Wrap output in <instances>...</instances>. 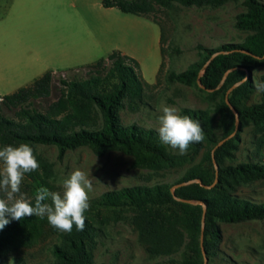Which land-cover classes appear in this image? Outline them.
Returning a JSON list of instances; mask_svg holds the SVG:
<instances>
[{"label": "trees", "instance_id": "1", "mask_svg": "<svg viewBox=\"0 0 264 264\" xmlns=\"http://www.w3.org/2000/svg\"><path fill=\"white\" fill-rule=\"evenodd\" d=\"M230 0H101L104 7H116L123 13L148 17L156 7L171 8L178 3L185 7H218ZM236 1V0H233ZM244 10L235 16L234 26L252 31L242 41L225 43L215 48L196 45L200 59L190 63L180 72H169V82L195 84L199 82L213 92L219 91L223 80L220 119L216 125L221 136L218 138L212 118L206 109L181 107L179 112L199 121L206 142L213 147L219 140L235 129V116L225 102L227 89L245 77L248 67L264 58V3L259 0H241ZM162 52V48H161ZM208 64L205 62L211 57ZM108 63V64H107ZM138 62L119 50H113L105 58H99L83 69L87 77L75 74L45 71L28 86L12 93L0 95V146L27 143L33 148L39 168L44 177L52 173V164L37 150L39 145H51L61 157L66 150L89 148L97 156L109 150L131 154L133 167H147L154 171L170 165L171 155L155 129L136 123L123 124L119 112L125 103L137 110L142 103V92L147 84L138 74ZM161 67V64H160ZM160 69V68H159ZM159 71V70H158ZM200 74V75H199ZM54 77L60 83L57 99L43 108L33 106L37 99L50 95ZM227 85V87L225 86ZM246 78L236 85L228 101L236 109L241 121H255L257 131L264 137V91L259 101L240 108L235 107L236 95L246 90ZM221 89V88H220ZM3 108L13 111L5 115ZM233 137L226 139L214 149V158L229 151ZM201 141L190 143L188 149L196 151ZM212 147V148H213ZM210 148L206 157L211 160ZM199 178L204 185H211L214 169L192 168L173 183L135 184L106 191L89 201V207L131 213V224L146 251L151 254H168L182 247L179 259L170 256L154 264H202L200 248L202 206L179 201L175 198L196 200L205 204L202 245L206 254H213L221 240L220 223H237L247 220H264V199L254 200L237 194V189L264 179V156L246 157L234 164L219 165L217 182L210 187L197 182L177 186L175 184ZM84 228L63 232L59 243L52 248L54 264H95L93 250L96 246V229L91 217L85 212ZM42 220L38 216H25L12 220L0 230V264L8 249L32 244L42 233ZM235 264V263H228Z\"/></svg>", "mask_w": 264, "mask_h": 264}, {"label": "rangeland", "instance_id": "2", "mask_svg": "<svg viewBox=\"0 0 264 264\" xmlns=\"http://www.w3.org/2000/svg\"><path fill=\"white\" fill-rule=\"evenodd\" d=\"M67 1L0 0V30L3 28L9 32L7 50H4V39L0 42V95L30 85L50 66L48 70L57 74L62 73L63 77H66L64 74L71 75L75 72L76 77L89 75L87 69L83 68L99 58H93L94 60L88 63L77 64L72 68L56 67L52 58H31L37 52H43V47L50 42L63 36L66 26L59 16L67 9ZM240 1L230 0L218 7H185L175 3L171 8L156 7L148 17L125 14L132 20L133 30L128 34L122 33L120 41L134 48L133 51L137 56L134 59L139 65L138 74L151 85L144 87L142 103L137 110H131L125 103L124 108L119 112L121 123H136L156 130L159 110L166 103L178 110L181 107L206 109L212 118L217 137L221 136L216 125L220 119L224 82L219 86L218 92H213L195 84L169 82L166 76L169 72H180L190 63L200 59L196 45L215 48L225 43L240 42L246 35L252 33L234 26L236 14L244 10ZM259 1L264 3V0ZM160 32L161 56L157 51L153 55L152 47L156 45V38ZM18 59L27 60L31 68L26 72V69L17 68L13 81L8 84L4 81V77H7L4 75V67L6 64L9 65L6 68L8 75H13L9 70L10 64L19 61ZM160 61L161 67L157 74ZM246 78L249 80V86L236 95L237 108L259 101L264 91V58L248 67ZM231 91L232 89L228 92L227 98ZM59 93L60 83L58 78L54 77L50 95L35 100L33 106L43 108L57 99ZM3 113L13 115V111L5 108ZM234 116L237 126L232 135L233 141L229 151L222 154L221 160L213 157L217 169L219 165L234 164L246 160V157L264 156V137L262 138L257 131L255 121H241L237 114ZM212 147L205 140H201V147L198 150L193 152L187 148L181 154L177 149L166 145L172 163L154 171L147 167H133L131 165L133 156L117 150H109L104 155L97 156L89 148L80 147L66 150L61 157H58L54 146L39 145L37 150L52 164V173L49 177H44L38 167L35 171L24 174L21 192L26 198L34 200L35 191L41 186L51 191H60L62 179L77 168L88 174L91 180L92 190L88 192L89 201L103 192L125 186L171 184L192 168L213 170V160H208L206 157L207 151ZM237 194L254 200H263L264 179L239 187ZM2 196L3 193L0 192V197ZM86 214L91 217L96 229V246L93 250L95 264H154L166 260L169 256L179 259L182 255V247L175 249L170 255L151 254L146 251L145 244L139 240L131 224L130 212L122 210L118 213V210H108L104 207L99 209L89 207ZM40 219L43 221V231L40 236L28 246L8 249L3 264H54L52 248L59 243L63 232L54 229L47 222L46 217ZM219 227L221 240L213 254L205 253L206 264H264V220L220 223Z\"/></svg>", "mask_w": 264, "mask_h": 264}, {"label": "clouds", "instance_id": "3", "mask_svg": "<svg viewBox=\"0 0 264 264\" xmlns=\"http://www.w3.org/2000/svg\"><path fill=\"white\" fill-rule=\"evenodd\" d=\"M157 117L156 132L163 144L177 149L183 154L190 143L204 139L199 121L168 104H163ZM0 230L12 220H21L25 216H38L62 232H71L73 225L77 231L84 228L85 212L89 209L88 192L92 183L84 171L73 169L60 182V191H51L39 187L34 200L26 198L21 192L24 174L35 171L38 161L33 148L27 143L0 146ZM50 201V203L48 202Z\"/></svg>", "mask_w": 264, "mask_h": 264}, {"label": "crops", "instance_id": "4", "mask_svg": "<svg viewBox=\"0 0 264 264\" xmlns=\"http://www.w3.org/2000/svg\"><path fill=\"white\" fill-rule=\"evenodd\" d=\"M100 1L101 0H68L66 2L67 9L62 11L59 16L61 20L65 22L66 26L63 36L50 42L47 46L43 47V52H37L36 55L31 58H52V62L55 66L60 68H72L77 64L88 63L94 60L93 58L106 57L113 50H119L123 54L132 58H137L133 51L134 48L129 45L126 46L120 41L122 33L127 32L128 34L133 30V27H131L132 20L125 16V14L128 13L122 14L123 12L116 7H104ZM90 12L91 15H89ZM3 30V28L0 30V42L4 39V50H7L9 32L8 30ZM160 37L161 32L156 38V45L154 44L152 47L153 55H155V51H157L161 56ZM18 60L19 61L16 60L10 64L9 70L13 75H8L6 68L9 65L6 64L4 67V75L7 76L4 77V81L8 84L13 81L17 73V68L26 69L25 72L31 68L27 60V62L25 60ZM44 63H46V61ZM160 64L157 69V74ZM49 68H47L46 71H48ZM147 84L151 85L150 83Z\"/></svg>", "mask_w": 264, "mask_h": 264}, {"label": "water", "instance_id": "5", "mask_svg": "<svg viewBox=\"0 0 264 264\" xmlns=\"http://www.w3.org/2000/svg\"><path fill=\"white\" fill-rule=\"evenodd\" d=\"M214 55H215V53L212 54L211 57L205 62L204 66H206V65L208 64V62L210 61V59H211ZM228 71H229V70H227V71L225 72V74H224V76H223V78H222V80H221V83L223 82V80H224V78H225V75H226V73H227ZM247 74H248V72L246 71V73H245V77H244L241 81H243V80L246 79ZM199 75H200V74H199ZM241 81L236 82L235 84H233L232 86H230V87L227 89L226 94H225V102H226V104L229 106V108L233 111L234 115H236L237 112H236V109H235V108L230 104V102L228 101L227 94H228V92H229L231 89H233V88H234L236 85H238ZM197 83H198V86L201 87L202 89H205V90H208V91H211V90H212V89H207V88H205V87L199 82L198 78H197ZM236 126H237V122H236V120H235V128H236ZM234 131H235V130H234ZM234 131H233L230 135H228L227 137H225V138L219 140L218 143H217V144L212 148V150H211V159L213 160V164H214V173H215V178H214V180H213V182H212L211 185H209V186L204 185V184L201 183V181H200L199 178H194V179H191V180H189V181H186V182H182V183H180V184H175V185H173V186L171 187V192H172L173 189L176 188L177 186L185 185V184L192 183V182H197V183H199V184H201V185H203V186H206V187H210V186H212V185H215L216 182H217V167H216V164H215V162H214V158H213V157H214V155H213V153H214V149H215L217 146L221 145L226 139H228L229 137H231V136L233 135ZM175 198H176L177 200H179V201H182V202L192 203V204H200V205L202 206V215H201V232H200V248H201V253H202V257H203V264H206V262H207V257H206V254H205L204 247H203V245H202V230H203V225H204L205 204H204L203 201H201V200H199V199L191 200V199L179 198V197H176V196H175Z\"/></svg>", "mask_w": 264, "mask_h": 264}]
</instances>
